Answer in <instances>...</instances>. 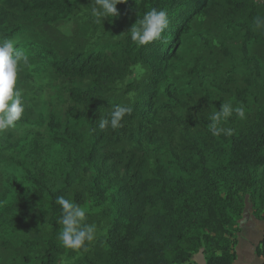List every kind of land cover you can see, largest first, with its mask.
Instances as JSON below:
<instances>
[{
  "label": "trees",
  "instance_id": "obj_1",
  "mask_svg": "<svg viewBox=\"0 0 264 264\" xmlns=\"http://www.w3.org/2000/svg\"><path fill=\"white\" fill-rule=\"evenodd\" d=\"M84 2L0 0V43L11 39L28 56L18 75L41 66L79 81L63 89L65 99L47 113L45 123L50 142L63 144L67 155L60 188L32 176L30 155L17 161L0 152V184L23 170L18 177L23 182L27 176L31 186L26 196L18 184L10 210L23 220L41 208L58 235L57 197L85 208V223L96 226L94 240L80 249L88 264H185L199 252L205 264H234L235 219L246 198L252 208H264V28L255 25L257 16L264 17V4L126 0L116 5V17L101 24L91 14L85 29L76 15ZM152 9L167 13L168 27L160 39L139 45L129 31ZM209 11L218 13V25L226 31L255 43L258 52L244 54L240 70L220 74L192 67L186 87H179L170 78L179 68L183 36ZM98 28L101 35L93 39ZM119 29L126 31L121 39L109 37L107 31ZM134 68L144 72L134 76ZM18 75L14 92L31 78ZM222 103L243 106L245 118L233 112L221 123L232 135L213 136L207 126ZM117 105L132 111L119 128L100 129V120ZM254 216L264 221V213L254 210ZM61 252L50 240L26 260L56 264Z\"/></svg>",
  "mask_w": 264,
  "mask_h": 264
},
{
  "label": "rangeland",
  "instance_id": "obj_2",
  "mask_svg": "<svg viewBox=\"0 0 264 264\" xmlns=\"http://www.w3.org/2000/svg\"><path fill=\"white\" fill-rule=\"evenodd\" d=\"M254 2L257 5L264 4V0H254ZM92 3L94 0H85L79 6L80 12H76L77 23L85 29L89 24L91 25L89 16H91ZM217 15L218 13L209 11L205 16L192 22L189 31L186 30L180 47L179 68L174 70V78H170V81L175 79L179 87H186L188 82L186 74L192 67L210 68L220 74L232 68L240 70L243 55L258 52L259 47L255 43L246 42L242 33L226 31L218 25ZM107 32L112 39H121L126 33L122 29ZM100 35L98 28L92 37L94 39ZM24 71L18 76L27 73L31 76L30 79H24L22 88L18 91L25 110L21 119L15 122V127L0 132V152L17 161L23 156L30 155L28 158L33 160V164L31 166L27 164V169L31 171L32 176L48 181L51 185L55 183V188L58 189L62 186L63 174L69 165L64 145L61 143L53 145L50 142L45 123L48 120L47 113L65 99L64 92L67 87L71 88L79 84V81L72 83L41 66H32ZM133 72L134 76H140L144 71L134 68ZM224 81L222 79L221 83ZM212 97L218 99L220 95L215 92ZM25 174V171L20 170L17 175L14 174V178L12 175L8 182L0 184V243H7L5 249L0 246V264H29L26 259H31L35 251L43 247V242L47 243L50 240L56 241L61 247L62 252L56 264H88V255L83 251L65 249L61 245L59 234H55V227L49 221L48 214L41 216L43 213L41 208H37L35 213L29 214L23 220L17 219L15 212L10 210L19 194L18 184L22 183L23 194L31 196V186L27 183V176L23 182L18 177ZM183 178L187 182L192 181L190 175ZM35 194L38 199L40 191ZM260 206L252 208V204L246 198L241 217L235 219L237 239L235 264H261L264 261V221L254 216V210L263 215L264 208ZM259 259L260 263H258ZM185 264H205L204 256L199 252L194 255L190 263Z\"/></svg>",
  "mask_w": 264,
  "mask_h": 264
},
{
  "label": "clouds",
  "instance_id": "obj_3",
  "mask_svg": "<svg viewBox=\"0 0 264 264\" xmlns=\"http://www.w3.org/2000/svg\"><path fill=\"white\" fill-rule=\"evenodd\" d=\"M126 0H94L91 7V14L98 23H102L105 18H113L118 15L116 5L124 3ZM167 13L163 10L152 9L147 11L139 22L135 23L131 29V40L139 45H146L160 39L161 34L168 27ZM257 29L264 28V17L255 18ZM21 63H28V56L25 52L18 50L14 46V41L5 39L0 43V132L15 127V122L20 120L24 112L20 93L14 92L19 66ZM132 111L130 107L117 105L111 112L110 117L101 119L99 128L117 129L121 126V121L126 114ZM240 118H245V108L243 106L233 107L230 103H222L220 110H215L211 116L210 128L213 136L232 135L231 129L221 126L222 121H226L232 114ZM56 203L62 212L59 223L62 230L59 233V241L65 249L73 251L85 248L86 242H91L95 238L96 226L85 223L87 210L72 200L59 196ZM86 250V249H85Z\"/></svg>",
  "mask_w": 264,
  "mask_h": 264
},
{
  "label": "crops",
  "instance_id": "obj_4",
  "mask_svg": "<svg viewBox=\"0 0 264 264\" xmlns=\"http://www.w3.org/2000/svg\"><path fill=\"white\" fill-rule=\"evenodd\" d=\"M236 261H237V254H236V260L234 261V264L236 263ZM258 263H260V259H259Z\"/></svg>",
  "mask_w": 264,
  "mask_h": 264
}]
</instances>
